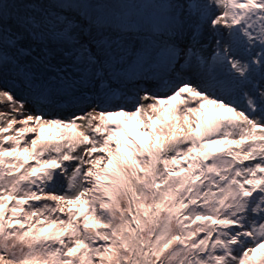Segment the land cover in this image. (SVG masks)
<instances>
[{"label": "snow or ice", "instance_id": "obj_1", "mask_svg": "<svg viewBox=\"0 0 264 264\" xmlns=\"http://www.w3.org/2000/svg\"><path fill=\"white\" fill-rule=\"evenodd\" d=\"M0 264H264V0H0Z\"/></svg>", "mask_w": 264, "mask_h": 264}, {"label": "rangeland", "instance_id": "obj_2", "mask_svg": "<svg viewBox=\"0 0 264 264\" xmlns=\"http://www.w3.org/2000/svg\"><path fill=\"white\" fill-rule=\"evenodd\" d=\"M135 3H144V2H149V0H133ZM151 2H161V0H151ZM52 74V73H50Z\"/></svg>", "mask_w": 264, "mask_h": 264}]
</instances>
